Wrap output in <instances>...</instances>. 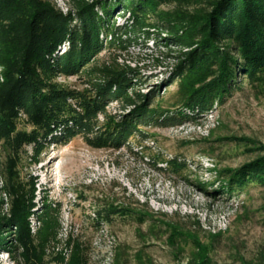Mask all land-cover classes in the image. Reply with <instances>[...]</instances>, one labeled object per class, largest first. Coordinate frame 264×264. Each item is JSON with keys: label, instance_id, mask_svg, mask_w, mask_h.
<instances>
[{"label": "trees", "instance_id": "1", "mask_svg": "<svg viewBox=\"0 0 264 264\" xmlns=\"http://www.w3.org/2000/svg\"><path fill=\"white\" fill-rule=\"evenodd\" d=\"M75 5L76 11L65 13L54 0H0V142L10 161L5 169L10 175L4 172L0 180V246L11 238L22 249L23 264H89L81 242L72 235L60 238L59 208L45 204L37 212L34 184L29 193L17 194L11 174L26 144L40 149L49 137L81 134L94 147L119 149L133 138L145 139L147 127L180 124L190 115L157 102L155 88L144 92L137 66L117 59L95 64L105 47L126 50L143 36L148 41L156 35L158 44L161 38L176 53L173 78L179 79V101L193 119L235 90L264 80V0H75ZM117 12L128 15L124 25L118 24ZM74 74H84L90 86L57 80ZM113 101L120 103L121 114L108 113ZM22 119L31 129L19 128ZM233 140L246 142L256 156L221 171L222 190L264 188V143L252 137ZM167 163L177 173L186 165L178 157ZM34 213L39 226L33 231ZM98 213L106 222L119 215L159 227L149 210L112 204ZM163 223L170 243L193 244L188 264H216L211 246L195 232ZM239 264H264V251Z\"/></svg>", "mask_w": 264, "mask_h": 264}, {"label": "rangeland", "instance_id": "2", "mask_svg": "<svg viewBox=\"0 0 264 264\" xmlns=\"http://www.w3.org/2000/svg\"><path fill=\"white\" fill-rule=\"evenodd\" d=\"M54 1L65 13L76 11L75 0ZM122 14L117 12L119 25L128 17ZM153 38L147 41L143 36L126 50L105 47L94 63L117 59L137 66L144 92L155 88L157 102L190 115L180 124L147 127L145 139L133 138L119 149L94 147L81 134L49 137L40 149L26 144L11 174L17 194L29 193L34 184L37 212L45 204L59 208L60 238L64 241L72 235L81 242L89 264H188L193 244L170 243L165 221L195 232L211 246L216 264L258 258L264 251V188L250 185L232 194L223 191L221 171L255 159L249 145L234 141L233 136L264 143V80L235 90L216 102L214 109L193 119V113L179 101V79L173 78L176 53L161 38L159 44ZM85 79L84 74L57 78L80 89L90 86ZM120 106L118 101L111 102L108 113L121 114ZM100 120L104 121L103 115ZM19 128L29 130L31 125L22 119ZM8 155L0 142V180L10 175L5 171L10 165ZM175 157L186 162L179 173L167 163ZM5 200L6 211L10 197ZM112 204L149 210L159 227L152 221L140 224L119 215L106 222L98 212ZM30 220L34 231L39 226L37 213ZM21 251L9 238L0 246V264H23Z\"/></svg>", "mask_w": 264, "mask_h": 264}]
</instances>
